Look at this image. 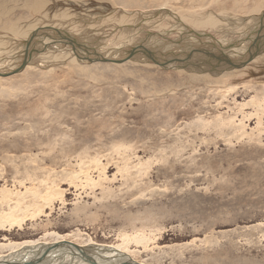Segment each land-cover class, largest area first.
<instances>
[{
  "label": "rangeland",
  "instance_id": "1",
  "mask_svg": "<svg viewBox=\"0 0 264 264\" xmlns=\"http://www.w3.org/2000/svg\"><path fill=\"white\" fill-rule=\"evenodd\" d=\"M162 8L227 44L264 28V0H0V56L46 26L95 43L130 37L123 22L164 33L148 20ZM56 50L0 77V257L65 239L141 264H264V58L222 76Z\"/></svg>",
  "mask_w": 264,
  "mask_h": 264
},
{
  "label": "bare ground",
  "instance_id": "2",
  "mask_svg": "<svg viewBox=\"0 0 264 264\" xmlns=\"http://www.w3.org/2000/svg\"><path fill=\"white\" fill-rule=\"evenodd\" d=\"M159 12L152 14V16H150V18L148 19L152 21V27H150V29L154 27V23H160L159 21H163L166 19L165 21L170 24L168 31L164 33L146 31L145 29L147 28V26L144 27L145 21H142L140 25L137 26H127L125 22H123L122 25L113 27L115 28L113 33H122V35L127 33L128 35H130V37H127V39L123 38L124 41L117 43H115V41L122 40V37L121 39H119L118 37L114 38L111 43L109 41V43H95V41H93V43L90 40L85 41L86 39L82 38V34L75 33V31L69 32L65 29L54 27L48 28L45 25L46 28L37 29L33 32L31 31V33H29L28 36L24 38L26 42V45L24 44L25 53L21 52V55L19 54L20 56L16 57L11 54L9 57H6V59H2V57L0 56V77L6 78L21 73L29 65H46L48 63L49 58L44 56L43 54H45V52L50 49H57L56 51L59 52V54H55L54 56L50 57L51 59L58 60L62 58H69L70 62H72L73 64L83 63L84 65H92L93 63L99 62H117L120 64L125 62H135L138 64H153L156 66L161 65L167 69L176 68L177 71L187 70L189 73L196 72L198 75H206V73L209 72L210 74H222L223 76L225 73L244 69L245 67H248V65H250L251 63L255 64L259 59L262 60L264 58V28L263 24L260 23L262 22V20H264L262 18L259 22H257L258 24L260 23L262 25L260 29H263L261 31V34L257 36L252 35L251 33L250 35H247L248 37L246 36L240 41L241 44L245 42L243 45H233L230 44L231 42L227 44L225 42L227 40H224L222 37L214 35V33L213 35L216 39L212 37L211 34H208L204 31L195 30L196 28L193 30L191 27L185 24L183 19H179L175 16V14H172L165 8H162V10ZM140 15H142V13ZM153 19H156L157 21L153 22ZM207 19L208 18H206V20ZM171 20H173L174 22L176 21L178 25L171 22ZM213 21L211 23L209 22L210 26H214ZM252 22H255V20ZM193 23L198 22L194 20ZM244 25L245 24L241 25V27H243ZM181 26L185 27L187 31H182V34L179 35L177 33L178 38H170L168 36L171 33L173 35V33L176 32L178 29L182 30ZM133 27H137L138 30L133 29ZM141 27L144 28L140 29ZM128 28H131L130 32ZM247 29L245 28L246 33L248 31ZM16 30L18 31V29ZM260 30H257L255 32L259 33ZM21 31L22 30H19V37L25 33V31ZM111 36L112 35H109V37ZM191 36L193 37L192 39L190 38ZM254 36L257 38L255 40H251V38H254ZM134 38H136V40ZM218 39H222V41ZM5 45H7L5 40L0 39V51L4 48L3 46ZM28 51L30 54H28ZM50 54H52V52ZM64 59L63 61H65ZM247 59L249 61L245 62V60ZM25 62L26 64L24 65ZM232 63L235 65H240V67H235L232 65ZM16 65H19V68L22 67L20 72H17L19 68L15 67ZM10 66H12V68L15 67L13 69H9L13 72L5 73V68ZM70 243L71 242L65 239L51 244L40 242H23L21 244H16L17 246L15 248H12V250L6 256L0 257V261L9 260L12 258H22V260L30 262L34 257H36L38 252H42L41 254L43 256L49 254L50 252L51 254L49 257H45L43 261L37 264H67L65 263L66 261H70L68 264H129L128 261L129 258H131L129 257L127 252L121 250L118 247L103 246L94 243L92 244L93 246L84 247L75 244L73 245ZM54 244L58 246L61 245L63 247L54 249L52 251H50V248H46L44 250L41 249L43 245L49 246ZM82 251H88L89 254H82Z\"/></svg>",
  "mask_w": 264,
  "mask_h": 264
},
{
  "label": "water",
  "instance_id": "3",
  "mask_svg": "<svg viewBox=\"0 0 264 264\" xmlns=\"http://www.w3.org/2000/svg\"><path fill=\"white\" fill-rule=\"evenodd\" d=\"M247 60L245 62H248ZM25 64H26V62L24 63V65ZM232 65L235 66V67H240V65H235L233 63H232ZM21 68H19L17 70V72H20ZM62 247L63 246H61V245L58 246V245H55V244L54 245H49V246L43 245L41 249L44 250L46 248H50V251H52L54 249L62 248ZM41 253L38 252L36 257H34L30 262H26L25 260H22V258L21 259L12 258V259H9V260H2V261H0V264H37V263H40L41 261H43L45 259V257H49L50 254H51V252H50L49 254L43 256ZM82 254H89V252L88 251H82ZM128 263L129 264H138L137 262H134L131 258H129Z\"/></svg>",
  "mask_w": 264,
  "mask_h": 264
}]
</instances>
